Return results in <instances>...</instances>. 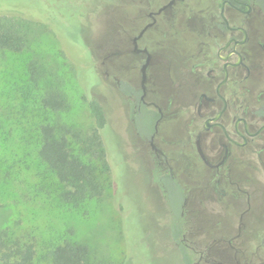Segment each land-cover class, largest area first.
<instances>
[{
	"label": "flooded vegetation",
	"instance_id": "obj_1",
	"mask_svg": "<svg viewBox=\"0 0 264 264\" xmlns=\"http://www.w3.org/2000/svg\"><path fill=\"white\" fill-rule=\"evenodd\" d=\"M117 2L103 63L134 139L117 157L180 191L166 231L186 264H264V0Z\"/></svg>",
	"mask_w": 264,
	"mask_h": 264
},
{
	"label": "rangeland",
	"instance_id": "obj_2",
	"mask_svg": "<svg viewBox=\"0 0 264 264\" xmlns=\"http://www.w3.org/2000/svg\"><path fill=\"white\" fill-rule=\"evenodd\" d=\"M117 1L0 0L11 15L35 21L38 29L31 49L0 51V230L34 242L35 264H48L52 249L66 238L89 244L102 264H186L169 246L166 231L168 216L180 212V191L173 189L169 200L157 186L148 188L149 179L133 169V158L125 162L116 153L115 188L111 184L103 199L76 207L60 200L58 178L38 156L39 126L57 116L42 106L41 89L28 83L27 61L33 53L61 65L72 103L61 119L91 128L89 101L97 96L109 113L103 134L110 147L114 136L120 148L133 144L125 104L112 89V75L105 76L107 70L115 72L117 59L103 63L107 53L116 51L105 44L116 39ZM198 260L199 254L193 264Z\"/></svg>",
	"mask_w": 264,
	"mask_h": 264
},
{
	"label": "trees",
	"instance_id": "obj_3",
	"mask_svg": "<svg viewBox=\"0 0 264 264\" xmlns=\"http://www.w3.org/2000/svg\"><path fill=\"white\" fill-rule=\"evenodd\" d=\"M260 3L262 4L261 0ZM0 2V51L23 52L31 49L38 29L33 20L11 15ZM264 5V4H262ZM52 61V62H51ZM61 65L33 53L27 61L28 83L41 89L42 106L57 117L39 126V159L58 178L59 198L76 207L86 201L101 200L112 184L115 188L117 153L110 147L104 130L108 129L109 114L99 97L93 96L90 109L95 124L90 128L77 126L61 119L60 114L72 107L64 89ZM115 174V175H114ZM36 245L32 241L9 235L0 230V264H35ZM48 264H102L93 248L75 238H66L56 245Z\"/></svg>",
	"mask_w": 264,
	"mask_h": 264
}]
</instances>
